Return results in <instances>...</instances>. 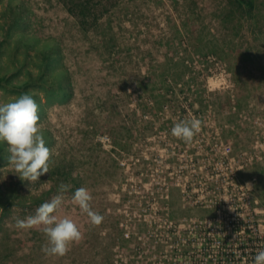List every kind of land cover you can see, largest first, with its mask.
<instances>
[{
	"label": "rangeland",
	"instance_id": "374dc122",
	"mask_svg": "<svg viewBox=\"0 0 264 264\" xmlns=\"http://www.w3.org/2000/svg\"><path fill=\"white\" fill-rule=\"evenodd\" d=\"M91 1L85 29L58 0H0V77L11 81L0 104L32 74L52 150L50 172L30 182L0 145V264H254L264 249V0ZM45 45L70 77L63 103L36 80ZM191 119L202 122L191 142L172 135ZM81 187L98 226L72 200ZM57 195V218L83 234L64 256L42 251L43 226L16 227Z\"/></svg>",
	"mask_w": 264,
	"mask_h": 264
},
{
	"label": "clouds",
	"instance_id": "9594fccd",
	"mask_svg": "<svg viewBox=\"0 0 264 264\" xmlns=\"http://www.w3.org/2000/svg\"><path fill=\"white\" fill-rule=\"evenodd\" d=\"M199 119L175 123L171 132L174 137L191 142L201 130ZM0 145L7 146V160L14 174L22 181L35 182L50 172L51 148H49L41 129L39 106L32 95L24 93L14 100L0 104ZM68 190V185L61 184V193ZM73 202L85 213L92 225L98 226L104 217L91 207L92 196L84 188L75 190ZM63 203L62 195H57L50 202L41 204L35 215L26 220H17L18 229L43 226L47 236V245L42 249L46 255L64 256L69 246L82 239L79 225L71 218H57V211ZM254 264H264V249L257 252Z\"/></svg>",
	"mask_w": 264,
	"mask_h": 264
},
{
	"label": "trees",
	"instance_id": "16d2710c",
	"mask_svg": "<svg viewBox=\"0 0 264 264\" xmlns=\"http://www.w3.org/2000/svg\"><path fill=\"white\" fill-rule=\"evenodd\" d=\"M60 3H62L68 10V12L73 15L77 16L80 19L81 26L85 29H87L86 24H88V21L90 17L92 16V1L91 0H58ZM242 3L252 6L253 2L252 0H240ZM16 24L19 25V17L17 15L16 17ZM25 35H21L20 39H24ZM32 40L34 38H31ZM29 43L31 40H29ZM43 55L45 57V65H42L41 67V74H39L38 78H36L37 81H39L38 86L43 88V91L45 92L46 99L49 101L52 99V101L63 103L73 97V89L70 82L69 74L66 70H64L63 67L59 68L55 66V63L57 60L60 59L57 58L56 53L57 50L50 45H45L43 48ZM55 72L57 74H55ZM54 75V76H53ZM30 80L28 82H23L24 90H26L24 93H28L30 95L31 92H28V88L30 86H33L34 84L32 81L35 80L34 76L31 74ZM50 77H53L54 80L52 83L48 84V79ZM10 84L11 81L9 78L6 77H0V84L1 83ZM34 98H36L34 96ZM48 101V102H49ZM41 103V102H40ZM40 113L42 112V109L40 108Z\"/></svg>",
	"mask_w": 264,
	"mask_h": 264
}]
</instances>
